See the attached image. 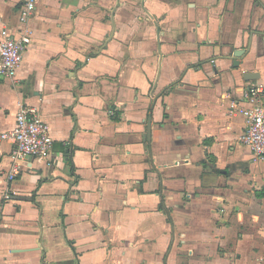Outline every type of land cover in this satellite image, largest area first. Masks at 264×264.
Returning <instances> with one entry per match:
<instances>
[{
  "label": "crops",
  "instance_id": "0c3cea01",
  "mask_svg": "<svg viewBox=\"0 0 264 264\" xmlns=\"http://www.w3.org/2000/svg\"><path fill=\"white\" fill-rule=\"evenodd\" d=\"M21 4L0 0V41L30 37L0 134L26 105L53 145L9 183L0 140V264H264V160L236 112L264 86V0H36L26 25Z\"/></svg>",
  "mask_w": 264,
  "mask_h": 264
},
{
  "label": "built area",
  "instance_id": "2783aa9c",
  "mask_svg": "<svg viewBox=\"0 0 264 264\" xmlns=\"http://www.w3.org/2000/svg\"><path fill=\"white\" fill-rule=\"evenodd\" d=\"M36 0H22L19 9V22L26 25L34 15ZM30 44V37L24 30L14 36L8 30L1 31L0 41V80L12 79L20 67L24 53ZM242 102L246 106L237 109L243 119L244 130L240 142L254 156L264 160V86L251 85L242 94ZM0 140L11 142L13 150L11 160L13 164L6 175L7 181H14L20 171L17 162L25 158L49 157L53 140L49 133V126L41 120L35 107L19 105L15 114L12 129L0 134ZM15 195L10 189L5 191L3 199L11 200Z\"/></svg>",
  "mask_w": 264,
  "mask_h": 264
},
{
  "label": "water",
  "instance_id": "95a60500",
  "mask_svg": "<svg viewBox=\"0 0 264 264\" xmlns=\"http://www.w3.org/2000/svg\"><path fill=\"white\" fill-rule=\"evenodd\" d=\"M245 51L244 50H236L233 52L232 54V59H233V65L235 67H237L239 65V59L244 55ZM258 78L257 74L254 73H245L243 75V79L246 81H252V80H256ZM150 135V123L147 127V137H149Z\"/></svg>",
  "mask_w": 264,
  "mask_h": 264
}]
</instances>
